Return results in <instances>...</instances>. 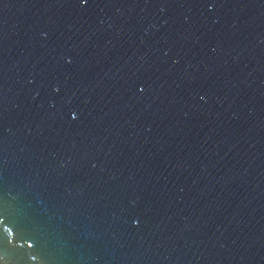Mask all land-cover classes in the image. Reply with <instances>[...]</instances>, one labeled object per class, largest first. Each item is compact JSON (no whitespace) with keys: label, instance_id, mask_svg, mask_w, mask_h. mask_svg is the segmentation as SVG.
I'll return each mask as SVG.
<instances>
[{"label":"water","instance_id":"water-1","mask_svg":"<svg viewBox=\"0 0 264 264\" xmlns=\"http://www.w3.org/2000/svg\"><path fill=\"white\" fill-rule=\"evenodd\" d=\"M0 264H264V0H0Z\"/></svg>","mask_w":264,"mask_h":264}]
</instances>
